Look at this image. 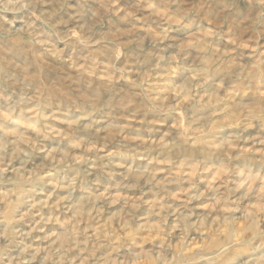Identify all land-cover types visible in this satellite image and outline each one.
I'll use <instances>...</instances> for the list:
<instances>
[{
    "label": "rangeland",
    "instance_id": "1",
    "mask_svg": "<svg viewBox=\"0 0 264 264\" xmlns=\"http://www.w3.org/2000/svg\"><path fill=\"white\" fill-rule=\"evenodd\" d=\"M0 264H264V0H0Z\"/></svg>",
    "mask_w": 264,
    "mask_h": 264
}]
</instances>
